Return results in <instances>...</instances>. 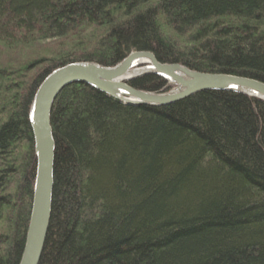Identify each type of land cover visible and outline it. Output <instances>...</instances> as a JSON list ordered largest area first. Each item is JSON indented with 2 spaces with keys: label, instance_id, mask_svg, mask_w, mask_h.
Returning a JSON list of instances; mask_svg holds the SVG:
<instances>
[{
  "label": "trees",
  "instance_id": "trees-1",
  "mask_svg": "<svg viewBox=\"0 0 264 264\" xmlns=\"http://www.w3.org/2000/svg\"><path fill=\"white\" fill-rule=\"evenodd\" d=\"M140 50L264 82V0H0V264H19L25 246L41 82L71 62L113 66ZM129 84L172 88L152 73ZM51 123L39 264H264L263 99L205 90L132 105L77 82L58 94Z\"/></svg>",
  "mask_w": 264,
  "mask_h": 264
},
{
  "label": "water",
  "instance_id": "water-1",
  "mask_svg": "<svg viewBox=\"0 0 264 264\" xmlns=\"http://www.w3.org/2000/svg\"><path fill=\"white\" fill-rule=\"evenodd\" d=\"M157 74L172 88L163 92L137 89L129 81ZM84 82L132 105L163 106L205 90H228L264 100V82L255 78L193 70L180 63H162L152 51H132L121 62L104 66L75 61L51 71L37 89L30 111L37 169L31 215L19 264H39L52 216L56 140L51 113L58 94L68 85Z\"/></svg>",
  "mask_w": 264,
  "mask_h": 264
},
{
  "label": "rangeland",
  "instance_id": "rangeland-1",
  "mask_svg": "<svg viewBox=\"0 0 264 264\" xmlns=\"http://www.w3.org/2000/svg\"><path fill=\"white\" fill-rule=\"evenodd\" d=\"M101 33V32H100ZM99 33V34H100ZM98 35V34H97ZM65 43L64 44H68L69 42H68V40H66V41H64ZM38 45H37V50H40V51H42V52H46L47 50H50L51 48H53L54 46H56V44H54L53 42H45V43H37ZM63 44V45H64ZM20 52H22L23 53V51H21L20 50ZM29 51H27V50H25L24 51V53H28ZM31 55H33V51H32V54ZM23 56V55H22Z\"/></svg>",
  "mask_w": 264,
  "mask_h": 264
},
{
  "label": "bare ground",
  "instance_id": "bare-ground-1",
  "mask_svg": "<svg viewBox=\"0 0 264 264\" xmlns=\"http://www.w3.org/2000/svg\"><path fill=\"white\" fill-rule=\"evenodd\" d=\"M45 79V78H44ZM42 83V82H41ZM39 88V87H38Z\"/></svg>",
  "mask_w": 264,
  "mask_h": 264
}]
</instances>
